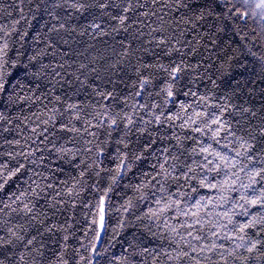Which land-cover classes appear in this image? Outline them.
Listing matches in <instances>:
<instances>
[{"label": "trees", "instance_id": "1", "mask_svg": "<svg viewBox=\"0 0 264 264\" xmlns=\"http://www.w3.org/2000/svg\"><path fill=\"white\" fill-rule=\"evenodd\" d=\"M257 3L0 0V264H264Z\"/></svg>", "mask_w": 264, "mask_h": 264}, {"label": "rangeland", "instance_id": "2", "mask_svg": "<svg viewBox=\"0 0 264 264\" xmlns=\"http://www.w3.org/2000/svg\"><path fill=\"white\" fill-rule=\"evenodd\" d=\"M248 2L251 3V4L253 3V4L256 5L257 0H248ZM253 4H252V5H253ZM255 5H254V6H255ZM257 5H259V4L257 3ZM257 5H256V6H257ZM257 7H258V6H257ZM102 224H103V223H102V217H101V219H100V223H99L100 227H102Z\"/></svg>", "mask_w": 264, "mask_h": 264}]
</instances>
